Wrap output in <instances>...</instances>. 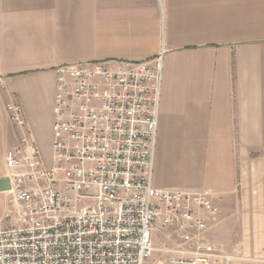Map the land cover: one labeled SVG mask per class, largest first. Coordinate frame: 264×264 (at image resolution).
Instances as JSON below:
<instances>
[{
  "label": "crops",
  "instance_id": "1",
  "mask_svg": "<svg viewBox=\"0 0 264 264\" xmlns=\"http://www.w3.org/2000/svg\"><path fill=\"white\" fill-rule=\"evenodd\" d=\"M161 52L152 184L204 192L203 240L226 256L207 264H264V0H0V178L24 133L49 165L57 66ZM0 206L16 223L12 192ZM176 227L155 225L144 264H171Z\"/></svg>",
  "mask_w": 264,
  "mask_h": 264
},
{
  "label": "built area",
  "instance_id": "2",
  "mask_svg": "<svg viewBox=\"0 0 264 264\" xmlns=\"http://www.w3.org/2000/svg\"><path fill=\"white\" fill-rule=\"evenodd\" d=\"M163 53L109 66H57L49 165L27 144L6 153L16 223L0 221V264H144L152 231L176 225L171 264L226 256L203 240V191L152 184ZM10 120L24 129L19 104ZM24 166L23 172H16ZM83 199L92 204L79 207ZM210 212L216 209L206 206Z\"/></svg>",
  "mask_w": 264,
  "mask_h": 264
},
{
  "label": "water",
  "instance_id": "3",
  "mask_svg": "<svg viewBox=\"0 0 264 264\" xmlns=\"http://www.w3.org/2000/svg\"><path fill=\"white\" fill-rule=\"evenodd\" d=\"M11 188V179L9 176L0 178V192L8 191Z\"/></svg>",
  "mask_w": 264,
  "mask_h": 264
},
{
  "label": "rangeland",
  "instance_id": "4",
  "mask_svg": "<svg viewBox=\"0 0 264 264\" xmlns=\"http://www.w3.org/2000/svg\"><path fill=\"white\" fill-rule=\"evenodd\" d=\"M7 202L8 201H6L5 202V204H7ZM4 203V202H3ZM93 203V201L91 200V199H83V200H81V202L79 203V207H81V206H83V205H87V204H92ZM4 208V207H3ZM2 208V206H0V210H2L3 209ZM13 216V215H12ZM13 218H14V216H13ZM168 264H170V263H168Z\"/></svg>",
  "mask_w": 264,
  "mask_h": 264
}]
</instances>
